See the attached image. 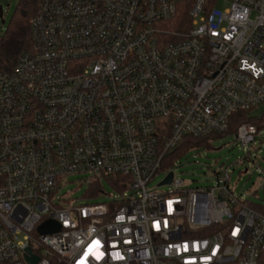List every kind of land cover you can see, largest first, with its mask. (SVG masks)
<instances>
[{
  "label": "built area",
  "instance_id": "1",
  "mask_svg": "<svg viewBox=\"0 0 264 264\" xmlns=\"http://www.w3.org/2000/svg\"><path fill=\"white\" fill-rule=\"evenodd\" d=\"M184 4L189 32L168 31ZM30 25L33 50L0 72V264L27 249L38 264H263L264 215L228 169L197 189L177 161L161 169L238 111L264 121V0H42ZM262 132L234 136L250 148ZM158 174L169 191L147 189ZM70 176L88 202L61 194ZM104 176L123 177L121 196L93 203ZM48 221L61 230L41 235Z\"/></svg>",
  "mask_w": 264,
  "mask_h": 264
},
{
  "label": "rangeland",
  "instance_id": "2",
  "mask_svg": "<svg viewBox=\"0 0 264 264\" xmlns=\"http://www.w3.org/2000/svg\"><path fill=\"white\" fill-rule=\"evenodd\" d=\"M19 0H0L4 8L5 24L0 23V35L6 30ZM225 2L220 1L217 8L224 9ZM264 109V107H262ZM259 112H256L257 114ZM176 167V179L182 180L186 189L211 187L216 183L215 172H230V187L240 201L246 204L264 202V131L257 137L255 145L243 148L234 135L225 136L213 143L210 150L193 151L179 159ZM174 169V168H173ZM86 176H70L61 194L86 203L89 184ZM164 174H158L147 186L150 191L167 192L168 186L159 187ZM106 196H98L91 201L108 202L109 198L120 197L121 193L102 181Z\"/></svg>",
  "mask_w": 264,
  "mask_h": 264
},
{
  "label": "trees",
  "instance_id": "3",
  "mask_svg": "<svg viewBox=\"0 0 264 264\" xmlns=\"http://www.w3.org/2000/svg\"><path fill=\"white\" fill-rule=\"evenodd\" d=\"M41 3L42 0H19L6 30L0 35V72L12 71L19 57L24 52L33 50L30 24L31 20L37 14ZM190 8V4L181 6L179 15L167 24L168 31L178 34L189 32L191 27L189 17ZM243 123L257 126L259 132L264 131V121L260 117L238 111L232 115L229 122V130L225 134H212L202 138L185 137L172 152L166 155L163 160L161 172H166L171 169L175 161H178L190 152L212 149L215 141L225 136L235 135L238 127ZM103 180L116 191H122L123 177L104 176L92 190L91 198H96L97 194L103 190ZM246 205L264 215V202L258 204L248 203ZM48 260L49 264H63L57 256H50Z\"/></svg>",
  "mask_w": 264,
  "mask_h": 264
},
{
  "label": "water",
  "instance_id": "4",
  "mask_svg": "<svg viewBox=\"0 0 264 264\" xmlns=\"http://www.w3.org/2000/svg\"><path fill=\"white\" fill-rule=\"evenodd\" d=\"M0 19L2 24H5V17H4V8L0 7ZM173 180V175L171 174L165 181L162 183V185L165 184H171ZM61 230V226L55 222L48 221L45 222L43 225L39 227V233L41 235H48L57 233ZM25 261L27 264H38L40 259L35 256H31V250L27 249V254L25 255Z\"/></svg>",
  "mask_w": 264,
  "mask_h": 264
}]
</instances>
